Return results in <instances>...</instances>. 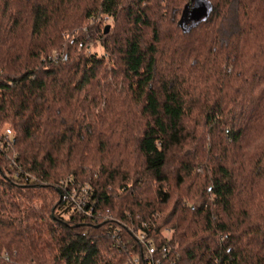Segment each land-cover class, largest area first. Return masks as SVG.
I'll list each match as a JSON object with an SVG mask.
<instances>
[{
  "label": "trees",
  "instance_id": "16d2710c",
  "mask_svg": "<svg viewBox=\"0 0 264 264\" xmlns=\"http://www.w3.org/2000/svg\"><path fill=\"white\" fill-rule=\"evenodd\" d=\"M206 1L184 29L193 0H0V135L37 179L0 155L8 264H145L144 224L163 264H264V0ZM97 12L125 23L83 32ZM69 176L98 223L61 212Z\"/></svg>",
  "mask_w": 264,
  "mask_h": 264
},
{
  "label": "built area",
  "instance_id": "2783aa9c",
  "mask_svg": "<svg viewBox=\"0 0 264 264\" xmlns=\"http://www.w3.org/2000/svg\"><path fill=\"white\" fill-rule=\"evenodd\" d=\"M109 20V18H107ZM82 47V45H80ZM62 59L60 54L43 58L51 62H58ZM14 137L11 129L7 128L4 134L0 135V155L9 161L12 168L16 170V178L25 183H37V179L31 174L23 171V168L18 164V154L13 150ZM58 188L61 192V212L63 214H77L85 220L98 223L102 219V215L98 210L97 202L94 198V189L88 183H83L77 180L74 176H69L62 179ZM144 228V229H143ZM143 228L137 229L135 226L130 227V232L134 235L137 242L141 245L144 255L143 262L145 264H163V260H167L168 253L166 249L162 252L158 251L157 245L151 239L147 231L149 227L144 224ZM147 230V231H145ZM108 235L115 242L116 246L123 244V237L120 230H109ZM160 255V256H158ZM11 262V257L5 249H0V264H8ZM129 263L140 264V258L134 254L130 255Z\"/></svg>",
  "mask_w": 264,
  "mask_h": 264
},
{
  "label": "rangeland",
  "instance_id": "374dc122",
  "mask_svg": "<svg viewBox=\"0 0 264 264\" xmlns=\"http://www.w3.org/2000/svg\"><path fill=\"white\" fill-rule=\"evenodd\" d=\"M181 6H183V3H182ZM192 10H193V6L187 10L186 17L184 16L185 18L182 19L183 20L182 21V26H183L184 29H187V27H189L192 24V22H193V20H192ZM107 18H109V20ZM124 23H125V21L123 20V17L117 23V22H114L113 18L108 17V16H103L99 12H97L94 15V19H92L89 23L88 22L86 23V25L84 26L83 32H87V30H88L89 27H92V26H95V25H100L101 29H103V30H105V28L107 26H110L111 27L110 31L111 30L114 31L117 28H119L121 25H123ZM79 33H80V31L77 30V31H75L73 33V35L70 34V33H66L64 36L68 40V39H72L74 37H78L77 35ZM82 50H83L82 47L79 45L78 52H82ZM91 51H92L93 54H96L100 58L104 57L105 52H104L103 48L101 47L99 40H94V41L91 42ZM56 54H66V53L64 51L54 50V51L48 53V56H54ZM44 56L46 57L47 55H44ZM44 56H43V58H45ZM108 69L109 70L111 69V66L110 65H108ZM103 108H105V104H102L101 109H103ZM191 126H193V125H191ZM196 172L197 173H201V170L200 169H196ZM190 186H191L190 183H188L184 188L186 190H188V192L190 193V195H193V188L192 189L189 188ZM172 190L175 191V192H178L179 191V189H176L174 187V184L172 185ZM179 193H181V191H179ZM172 205L173 204H172V201H171L170 208L172 207ZM189 205H190V202H189ZM164 234L170 236V233L169 232H164Z\"/></svg>",
  "mask_w": 264,
  "mask_h": 264
},
{
  "label": "water",
  "instance_id": "95a60500",
  "mask_svg": "<svg viewBox=\"0 0 264 264\" xmlns=\"http://www.w3.org/2000/svg\"><path fill=\"white\" fill-rule=\"evenodd\" d=\"M193 10H192V20L195 23H198L202 21L203 19L207 18L210 9L209 4L206 0H193ZM111 27L107 26L105 28V34H108L110 32Z\"/></svg>",
  "mask_w": 264,
  "mask_h": 264
}]
</instances>
